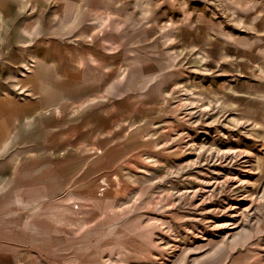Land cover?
Here are the masks:
<instances>
[{
	"label": "rangeland",
	"instance_id": "obj_1",
	"mask_svg": "<svg viewBox=\"0 0 264 264\" xmlns=\"http://www.w3.org/2000/svg\"><path fill=\"white\" fill-rule=\"evenodd\" d=\"M254 1L117 0L92 15L109 40L87 70L111 104L106 155L48 205L60 264H264V86L203 44L263 45ZM56 160L73 179L88 162Z\"/></svg>",
	"mask_w": 264,
	"mask_h": 264
},
{
	"label": "crops",
	"instance_id": "obj_2",
	"mask_svg": "<svg viewBox=\"0 0 264 264\" xmlns=\"http://www.w3.org/2000/svg\"><path fill=\"white\" fill-rule=\"evenodd\" d=\"M116 2L0 0V264H60L48 205L58 190L90 179L95 159L106 155L96 138L106 133L98 128L110 123L106 107L111 104L97 96L102 89L97 92L94 73L87 70L94 71L95 52L105 51L109 41L95 29L92 15ZM262 5L264 0H255L249 11ZM177 34L187 44V28ZM210 38L203 44L214 46L232 72L256 78L254 89L261 93L264 43ZM107 53L104 60H111ZM76 155L88 162L73 179L71 164L59 160L60 168L56 159ZM54 158L46 168V159Z\"/></svg>",
	"mask_w": 264,
	"mask_h": 264
}]
</instances>
